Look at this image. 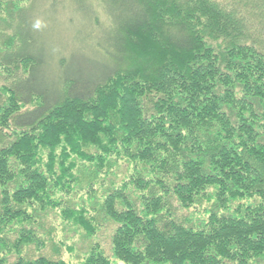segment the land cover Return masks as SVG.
<instances>
[{
  "label": "trees",
  "instance_id": "obj_1",
  "mask_svg": "<svg viewBox=\"0 0 264 264\" xmlns=\"http://www.w3.org/2000/svg\"><path fill=\"white\" fill-rule=\"evenodd\" d=\"M250 22L212 0H0V264H264Z\"/></svg>",
  "mask_w": 264,
  "mask_h": 264
},
{
  "label": "rangeland",
  "instance_id": "obj_2",
  "mask_svg": "<svg viewBox=\"0 0 264 264\" xmlns=\"http://www.w3.org/2000/svg\"><path fill=\"white\" fill-rule=\"evenodd\" d=\"M212 1L219 3L221 6H224V7H227V6L229 7V6L234 5L237 8V10L240 12V15L244 16L248 20H252V22H250L248 24V26L246 25V27H245L246 28L245 29V36H247V37L245 38L244 43H246L248 45L254 44L260 50L262 48H264V19H262L263 16H264V7H263V10H262L263 13H261V11H259V12L255 13L257 18H256V16H252L253 18H251V17H248L249 16L248 12H251V10L249 8L252 6V4L250 3V1H252V0H212ZM253 1L256 2V3L259 2V1L264 3V0H253ZM44 10H45V6L42 4L40 12L44 11ZM41 13H43V12H41ZM57 19H58V22H57L58 25L64 26V23H63L64 21H66L68 24H70L68 22V16L67 15L64 16V18H63L64 21H62V17L59 16V15H58ZM245 22L246 21L243 20L244 26H245ZM76 27H75V33L77 32V28ZM54 31L55 32H54L53 38L51 40L47 41L48 44H50V46H48L50 48V50L51 49H53V51L54 50L55 51L58 50V46H55V43L53 42L55 40L56 41H58V40L62 41L64 39L68 38V40L66 39V47L70 48L72 46L70 44V42H69V39H71V36H73L74 33L71 34V32L69 33V31H67V33L66 32L64 33L65 36L63 38H60V34L57 31V29H55ZM76 35L77 34H75V36ZM51 43H54V45H51ZM73 53L75 54L74 47H73ZM74 58H75V60L79 59V56L78 55H74ZM74 61H72V63H75ZM20 69L22 70V68H20ZM5 76H6L5 72L3 70H1V68H0V88L4 87V85L9 84V82L12 79L11 78L10 80H7V78H5ZM2 99L5 100V98H2ZM3 100H0V101L3 102ZM48 221L50 222V224L52 223V224H55V226H58L57 229L59 230L58 231L59 236H62L63 234L61 233V231L63 230V226L64 225H63L62 221L59 219V217L57 216V214L53 213V215L50 216V219ZM50 224L48 222H46V226H49ZM112 229H113V225L112 226H108L107 229L101 231L98 234V237L96 236L95 238H92L90 241H87V242L93 243V244L99 243L101 246H103V248H104V245H105V247H107L108 246V237H109V234L112 231ZM64 235L68 236V234H64ZM70 236L71 235L69 233L68 237H70ZM74 241H76V243L79 242L78 243V247L79 248H84L85 245L87 247L86 241H83V240L78 241V238H74ZM84 242H85V244H84ZM43 253L44 254L46 253V254L49 255L50 254V250H47L46 252H43ZM68 255L69 254H64L62 256V258L66 262H69L70 264H77L78 263L74 259H70L68 257Z\"/></svg>",
  "mask_w": 264,
  "mask_h": 264
}]
</instances>
